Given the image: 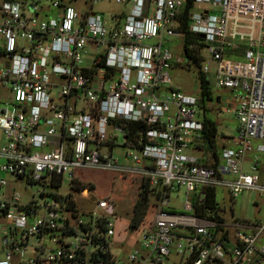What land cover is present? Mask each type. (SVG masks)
<instances>
[{
    "label": "built area",
    "instance_id": "built-area-1",
    "mask_svg": "<svg viewBox=\"0 0 264 264\" xmlns=\"http://www.w3.org/2000/svg\"><path fill=\"white\" fill-rule=\"evenodd\" d=\"M97 1L0 0V264H264V216L226 219L215 196L264 194V0H192L186 12L235 101V133L208 163L186 152L201 97L170 83L186 0H105L117 4L106 17ZM90 169L146 187L138 223L107 194L79 203L94 187L77 172ZM179 188L189 213L167 208Z\"/></svg>",
    "mask_w": 264,
    "mask_h": 264
},
{
    "label": "rangeland",
    "instance_id": "rangeland-1",
    "mask_svg": "<svg viewBox=\"0 0 264 264\" xmlns=\"http://www.w3.org/2000/svg\"><path fill=\"white\" fill-rule=\"evenodd\" d=\"M116 6L117 4L114 2L105 0L92 3V9L98 11L102 10L105 17L108 16L110 8ZM169 44L173 53L178 58V61H175L169 69L171 86L179 88L184 93L198 96L200 90L199 78L197 75L198 67L193 63L185 64L183 62L184 56L181 52L182 37L178 35L172 36ZM200 59L201 63L206 64L209 69L205 73V83L210 86V98L204 100V111L200 110L199 116L203 117L205 114L214 121L217 132L215 148L218 156H220L221 144H224L225 136L227 134L233 135L235 133L236 120L233 112L234 100L231 99L232 93L228 91V89L215 85L212 80L211 70L215 65V61L205 51H201ZM121 140L122 135L118 131V142H121ZM124 151L123 148L118 146L113 148V152L119 155ZM186 152L197 155L199 160L207 163L212 162L213 160L210 152H207L204 147L203 150L199 148L197 149L196 147L194 149L188 147ZM77 174L82 178L92 180L95 183L98 194L109 195L114 201L116 209L120 212L129 213L130 217L132 205L138 196L139 189L142 187L138 184L139 181L137 178L113 173V181L111 183V176L107 171L90 169L87 171H78ZM90 184L94 186L93 183ZM108 185H111V188H109ZM106 186L108 187V190ZM16 189L21 191L23 196L28 197L31 193H35L38 187L36 185L27 187V191L22 187H16ZM66 189L67 180L58 190L64 192ZM183 191V188H179V190L170 192V202L167 204L169 210L189 213V210L184 207ZM92 193L93 192L89 193L88 196L78 193L76 194V198L81 205L90 206L93 203V198L91 196ZM215 196L220 206V214L226 219L237 218L254 221L264 216V194H260L257 190L244 189L231 198L225 189L217 188ZM118 224L121 235H118L117 237L122 239L128 236V233L125 235V230L122 229L123 221H119ZM123 249L129 250L130 246L125 245ZM110 250L113 254L118 253L115 244L110 245Z\"/></svg>",
    "mask_w": 264,
    "mask_h": 264
},
{
    "label": "trees",
    "instance_id": "trees-1",
    "mask_svg": "<svg viewBox=\"0 0 264 264\" xmlns=\"http://www.w3.org/2000/svg\"><path fill=\"white\" fill-rule=\"evenodd\" d=\"M191 5H192V0H186L185 1L184 14H183V17L181 20L180 29L183 32V36H182L183 53H184V57L187 59L184 63L185 64L193 63L195 66L198 67L197 75H198L199 84H200L199 95H200L201 100H202V102H200V105H201V108L203 110L204 100L210 98V89H209L210 86H209V84L205 83V73L202 72V70L200 69L201 59H200L199 48L201 46V42H199V36L192 33V32H189L186 29V27H187L186 12H187L188 8H190ZM192 42H195L197 44L195 51H193L194 53H192L191 52L192 50L188 48V44L192 43ZM202 124H203V126H202V129L200 131L201 136H200L199 141L195 144V146H196V148H199L201 150H203V147H204L207 150V152H210L211 156L213 157L212 159L216 161V160H218V154H217L216 148H215V138L217 135L215 123L211 118L207 117L204 114V116L202 117ZM136 127L140 128V127H142V124H137ZM75 183L77 185H81V186L83 185V183H81L77 179H75ZM87 184H88L90 189L93 188V186L90 183H87ZM141 186L142 187L138 191V196L132 205V210H131V215H130L131 224L138 223L146 211L147 202H148V194H147L148 192H147V189L144 185H141ZM206 203L214 205L213 192L212 191L209 192V197L207 198ZM213 207L215 210L216 209L215 206H213ZM217 209H218V207H217ZM197 210L203 211L202 208L201 209L199 208ZM215 215H216V213H215Z\"/></svg>",
    "mask_w": 264,
    "mask_h": 264
},
{
    "label": "crops",
    "instance_id": "crops-1",
    "mask_svg": "<svg viewBox=\"0 0 264 264\" xmlns=\"http://www.w3.org/2000/svg\"><path fill=\"white\" fill-rule=\"evenodd\" d=\"M231 99L234 100L233 96L231 97ZM231 99H230V100H231ZM234 103H235V101H234ZM85 171H87V170H85ZM107 172H109V171H107ZM109 173H110V176H111V183H112V181H113V175H112V174H113V173H111V172H109ZM78 177H79L81 180H83V181H87V182H90V183H93V184H94V186H93V187H94V190H93V193H92V194H93V195H92L93 197H94V196H98V195H100V194H98V192H97V190H96L95 183H94L92 180L85 179V178H82V177H80V176H78ZM111 183H110V184H111ZM108 186H109V188H111V185H108ZM106 188H107V190H108V187H107V186H106ZM107 190H105V191H107ZM105 191H104V192H105Z\"/></svg>",
    "mask_w": 264,
    "mask_h": 264
},
{
    "label": "water",
    "instance_id": "water-1",
    "mask_svg": "<svg viewBox=\"0 0 264 264\" xmlns=\"http://www.w3.org/2000/svg\"><path fill=\"white\" fill-rule=\"evenodd\" d=\"M200 36L202 37V36H203V34H200ZM200 102H202V100H200Z\"/></svg>",
    "mask_w": 264,
    "mask_h": 264
}]
</instances>
